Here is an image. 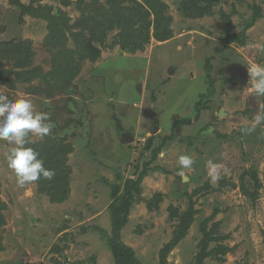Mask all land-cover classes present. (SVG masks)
Segmentation results:
<instances>
[{"label":"rangeland","instance_id":"rangeland-1","mask_svg":"<svg viewBox=\"0 0 264 264\" xmlns=\"http://www.w3.org/2000/svg\"><path fill=\"white\" fill-rule=\"evenodd\" d=\"M184 1L0 0V94L50 114V134L30 139L54 143L59 158L65 153L69 186L62 201L38 181L21 187L6 159L12 145L0 140V264H114L104 239L112 229V184L122 192L124 181L136 178L151 137L167 141L120 232L139 264H198L200 225L214 209L206 230L222 239L208 249L232 250L202 264H264V185L252 201L239 182L245 170H255L262 184L264 177V124L243 131L264 109L248 83V66L264 65V0H202V12L186 15ZM20 5L60 15L56 38L49 21L21 14ZM253 5L260 17L243 32ZM106 14L122 16L139 47L122 49L118 26L92 40L93 19ZM165 20L171 36L159 40ZM242 32L244 44L226 42ZM127 132L133 139L122 143ZM182 154L194 160L191 168L181 169ZM209 161L219 166L216 182ZM206 183L220 190L191 195ZM191 207L193 220L175 239L183 228L171 212Z\"/></svg>","mask_w":264,"mask_h":264},{"label":"trees","instance_id":"trees-1","mask_svg":"<svg viewBox=\"0 0 264 264\" xmlns=\"http://www.w3.org/2000/svg\"><path fill=\"white\" fill-rule=\"evenodd\" d=\"M110 5L112 4L111 0ZM184 1V0H183ZM11 2H14V0H11ZM198 2H202V0H186L184 3H181V7L183 11L185 10L184 14H190L191 12H202L203 8L202 6L198 5ZM205 5L209 2L212 3V0H205ZM21 6V14H28L33 17L37 18H43L49 21V28H50V34L51 40L54 39V36L56 38L57 36V27L60 25L62 19L59 17L60 15H54L52 12H50V9H43L37 10V12L33 11L29 6ZM116 9V8H115ZM252 11H253V16L249 21L245 24L243 28L247 29L250 27L259 17H260V9L258 6L253 5L252 6ZM116 12V10H115ZM117 13V12H116ZM60 14V13H59ZM192 14V13H191ZM95 30L94 35L97 34L96 36H92V40H101L104 36L105 31L113 29L114 26H118L121 29V33H118L117 35V40L115 42L121 45L122 49L124 48H132V50L136 47H139L141 43V39L139 41L134 40L132 38L133 36L137 35H132L131 29L130 33H128L129 30V25L126 20L122 18V16H117V15H105V17L101 19L95 20ZM167 20H165L164 28H165V35H160L159 40H164L166 38H169L171 36V31L169 30L168 23H166ZM94 24V23H93ZM88 29H91L90 26ZM127 31V33H126ZM243 32L241 34H235V35H227L226 42H233L237 41L240 43V45L244 44V34ZM134 33V32H133ZM137 43V45H136ZM13 55H15L18 51L15 48L9 49ZM93 51V50H92ZM91 51V53H92ZM84 54H86L87 49H84ZM96 52V50H95ZM89 52V54H91ZM95 56H97V53H94ZM92 54V56H94ZM91 56V55H90ZM59 67L56 69L58 70ZM2 81L9 83L6 81L5 78L2 79ZM263 108H264V100H263ZM169 137V136H168ZM167 137H163V139H156L152 141V137L147 141L146 146L144 147L145 150H149V158H147L143 162V167L142 169L137 172V169L134 170L133 174L135 175V179L133 178H127L124 181L123 184V191L120 192V187L118 185H113L112 184V191H111V203L109 205V209L111 211V220H112V229L110 234H107L104 232V239L105 243L108 247V249L111 252V256L113 258V263L114 264H139L138 260L136 259L134 252L132 248L129 246L125 245L121 239H120V232L122 227L126 224V220H128V211L131 207V204L134 203V195L138 194L140 191L139 189V183L141 179L148 175V173L152 170L154 167V161L157 159L160 151L162 150L163 146L166 143ZM53 144V145H52ZM52 145V146H51ZM29 147H32L39 153V158H42L44 160V167L48 169H52L55 171L56 175L55 177L49 181L44 178H40L38 181V185L42 188V191L49 195L50 198H52L54 201H62L66 198L67 193L69 191V186H68V180H67V171L65 167V161L62 154L61 158H59V154H56L55 149V144L54 143H33L31 142ZM65 145L62 146V152H68V149ZM163 170V169H162ZM164 171V170H163ZM248 176V179L246 178ZM250 179V180H249ZM240 189L241 193L247 197H249L252 201H254L258 195V190L261 188V186L264 185V177H263V184L261 183L258 174L255 170H245L241 173L240 175ZM203 189H210L211 191H216L220 190V185L212 186L206 183L202 187L195 188L194 191L192 192V196L195 195L198 192H201ZM190 195V197H191ZM3 204L0 202V224L3 222L1 218V210L3 208ZM217 209H214V212L212 213L211 217L206 218L205 220L202 221L201 223V230L203 233L202 238L199 241V256H197V262L198 264H202V260L205 256H211L217 260H220L221 258L218 257L219 253H224L225 251L232 250V248L227 247L225 245L219 244L215 245L214 247L208 249V245L210 241H218L219 239L221 240L222 237L220 236H213V232L215 230H206V222L211 219ZM170 217L172 219H177L179 223L181 222L180 226H182L183 230L180 232L179 228L178 230L176 229V236L174 237L175 239L179 238V236L183 235L186 229L190 226L193 218V211L192 207L187 213H182L178 214L176 210L171 212ZM264 243V241H263ZM1 249V246H0Z\"/></svg>","mask_w":264,"mask_h":264},{"label":"clouds","instance_id":"clouds-1","mask_svg":"<svg viewBox=\"0 0 264 264\" xmlns=\"http://www.w3.org/2000/svg\"><path fill=\"white\" fill-rule=\"evenodd\" d=\"M248 75L252 93L257 97H264V65L253 63L248 66ZM260 124H264V109H260L252 117L251 125L243 131L253 132ZM54 127L55 123L51 121L50 114L37 111L31 100L25 98L10 100L6 95L0 94V140L12 145L6 159L21 187L41 177L49 181L55 177L54 170L44 167V160L39 158V153L27 146L32 142L30 139L32 135L43 139ZM178 164L181 169H189L194 164V160L191 156L182 154L178 157ZM208 165L211 169L212 181H218L219 166L212 161H209ZM178 175L184 177L185 173L181 170Z\"/></svg>","mask_w":264,"mask_h":264},{"label":"water","instance_id":"water-1","mask_svg":"<svg viewBox=\"0 0 264 264\" xmlns=\"http://www.w3.org/2000/svg\"><path fill=\"white\" fill-rule=\"evenodd\" d=\"M54 14H56V12H54ZM223 112L220 110L219 111V113H218V115L221 117V116H223ZM133 138H132V135H131V133L130 132H127V133H123L122 135H121V142L122 143H126V142H129V141H131Z\"/></svg>","mask_w":264,"mask_h":264}]
</instances>
